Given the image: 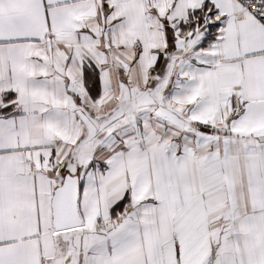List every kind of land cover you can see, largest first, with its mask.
I'll use <instances>...</instances> for the list:
<instances>
[{"label":"snow or ice","instance_id":"obj_1","mask_svg":"<svg viewBox=\"0 0 264 264\" xmlns=\"http://www.w3.org/2000/svg\"><path fill=\"white\" fill-rule=\"evenodd\" d=\"M0 264H264V0H0Z\"/></svg>","mask_w":264,"mask_h":264}]
</instances>
